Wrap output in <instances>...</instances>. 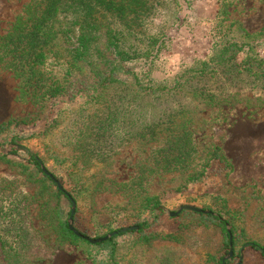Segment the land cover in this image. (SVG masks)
<instances>
[{"label":"trees","instance_id":"obj_1","mask_svg":"<svg viewBox=\"0 0 264 264\" xmlns=\"http://www.w3.org/2000/svg\"><path fill=\"white\" fill-rule=\"evenodd\" d=\"M150 10L148 0H30L11 28L0 35V67L11 71L18 79L20 100L33 101L56 114L81 103L83 96L98 100L116 90L130 92L142 101L175 95L191 80L220 71L245 73L261 83L264 91V58L258 52L259 45L264 43V27L250 33L240 26L241 40L222 38L215 43L208 59L187 65L172 79H156L152 65L162 43L148 37L146 46L131 53L125 45V28L115 27L123 25L133 30ZM240 56L243 58L238 62ZM196 92L197 98L206 106L236 99V95H215L207 89ZM261 103L264 105V97ZM121 106L125 104L117 108ZM133 110L132 114L138 120L147 112L138 105L133 106ZM92 120L94 117L88 115L87 122H83V112L74 119L79 125L74 140L78 143L77 140L84 142L86 139L85 151L89 154L84 158L83 153V159L81 155L75 157L74 162L75 165L76 162L83 164V160L91 158L106 164L94 175L74 172L73 190L59 187V175L46 165L39 153L29 150V160L25 163L9 158V155H17L16 149L10 154L0 153V161L25 176L24 180L0 179V264L43 262L66 244L83 249L93 264H134L129 255L139 245L148 249L156 240L187 242L178 231L172 233L155 228L165 221L167 211L160 196L146 190L145 184L151 176L178 171L182 181L177 191H183L189 184L205 179L212 162L222 164L221 171L226 177L234 171L232 161L220 144L200 142L190 127L179 126L175 118L168 122L170 125L128 123L131 127H123L121 123H88ZM6 125L2 124L0 130ZM136 137L146 146L160 140L165 142L158 143L148 162L140 166L131 181L118 185L130 193L129 200L119 210L109 211L107 219L103 220L94 207L93 198L108 190L105 174L113 164V157ZM10 143L18 145L19 138L13 136ZM0 145H4L1 139ZM42 165L53 177L44 172ZM28 184L38 188L34 195L25 191ZM83 197L87 199L84 207ZM34 201L52 240L34 226L30 211ZM74 203L73 225L81 235L70 227ZM203 209L211 213L184 210L167 217L180 221L179 226L183 229L192 224L221 227L223 249L225 252L233 250L232 257L240 256L244 246L255 248L264 257V244L247 238L244 229L238 226L236 220L241 213L231 214L227 206L219 209L204 206ZM124 227L134 228L124 232ZM115 231L118 234L98 243L86 238H102ZM125 243L127 250L121 253ZM208 264H231V259H226L219 251L209 255Z\"/></svg>","mask_w":264,"mask_h":264},{"label":"rangeland","instance_id":"obj_2","mask_svg":"<svg viewBox=\"0 0 264 264\" xmlns=\"http://www.w3.org/2000/svg\"><path fill=\"white\" fill-rule=\"evenodd\" d=\"M29 1L0 0V35L11 28ZM148 3L150 13L133 30L123 25L115 27L125 28V45L131 53L146 46L148 37L162 43L152 65V74L158 80L172 79L187 65L208 59L215 43L222 38L241 40L240 26L250 33L264 27V0H148ZM258 52L264 58V43L259 45ZM242 58L240 56L238 62ZM205 89L215 95H236V99L206 106L197 98L196 92ZM18 95V79L11 71L0 67V126L7 124L0 130V139L4 142L2 147L9 149L8 152L0 150V153L10 154L16 149L17 155H9V158L27 162L28 151L10 143L13 136L18 137V145L39 153L46 165L59 175V182L67 190L74 188V172L81 171V174L90 176L106 164L90 158L75 165V157L81 155L83 159V153L84 158L89 155L85 151L86 139L84 142L77 140L78 143L74 140L79 127L74 119L82 112L83 122L92 115L94 120L88 123H121L123 127L130 126L128 123L169 124L175 118L179 126L190 127L200 142L220 144L234 165V171L227 177L221 171L222 164L215 161L208 168L205 179L189 184L183 191H177L182 181L178 171L151 176L145 184L146 190L160 196L167 215L183 205L202 209L204 206L213 209L227 206L231 214L241 213L236 222L244 229V235L264 244V105L261 103L264 91L261 83L252 77L245 73L220 71L216 75L191 80L175 95L146 101L121 90L108 92L98 100L83 96L81 103L65 108L60 114L42 109L33 101L20 100ZM122 99L125 100L122 102ZM122 103L125 106L117 108ZM136 105L147 109L140 120L132 114ZM110 116H113L112 120H106ZM163 142L165 140L146 146L141 138L136 137L115 154L113 164L106 168L108 190L93 198L94 207L103 220L107 219L109 211L113 208L119 210L129 200L130 193L118 185L131 181L140 166L148 162L152 150ZM1 178L24 180L25 176L0 161ZM24 189L34 195L38 188L28 184ZM86 201L83 197V207ZM30 211L35 228L52 240V234L38 214L37 202L32 203ZM167 215L165 221L155 228L172 233L178 231L187 242L156 240L148 249L139 245L129 255L134 264H208L209 255L219 251L226 259H231V264H264L261 252L251 246H244L242 254L236 257L225 252L221 227L192 224L183 229L179 226L180 221L171 220ZM126 247L127 243L122 246L121 253L126 252ZM79 261L93 264L83 249L66 244L50 259L35 264H77Z\"/></svg>","mask_w":264,"mask_h":264},{"label":"water","instance_id":"obj_3","mask_svg":"<svg viewBox=\"0 0 264 264\" xmlns=\"http://www.w3.org/2000/svg\"><path fill=\"white\" fill-rule=\"evenodd\" d=\"M15 147L18 148V149H23V150L29 151V149L26 148V147L23 146V145H16ZM0 150L3 151V152H8V151H9V149L7 150V149L3 148L1 145H0ZM42 168H43V170H44V172H45L46 174H48V175H50L51 177H53V175L49 172V170H48L44 165H42ZM58 185H59L60 188L63 187V185H62L59 181H58ZM75 208H76V203H74V205H73L72 216H71V218H70V227H71V229H73L77 234L81 235L80 232H78V231L75 230V227H74V225H73V215H74V213H75ZM184 210H192V211H197V212L211 213L210 210H204V209H202V208H200V207H197V206H193V205H183V206L180 207V209H179L177 212H171V215H178L179 213H181V212L184 211ZM133 228H134V227H124V228L122 229V231L125 232V231H127V230H129V229H133ZM116 234H118V231L112 232L111 234H108L107 236L102 237V238H97V239H92V238H90V237H86V238L89 239L92 243H98V242H102V241L108 240V239H110L112 236H114V235H116ZM232 253H233V250L230 251V255H232Z\"/></svg>","mask_w":264,"mask_h":264}]
</instances>
